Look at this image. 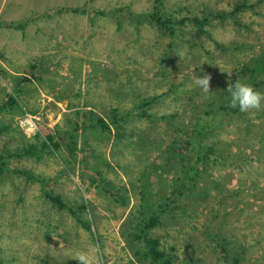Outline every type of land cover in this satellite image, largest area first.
Masks as SVG:
<instances>
[{
	"label": "rangeland",
	"instance_id": "rangeland-1",
	"mask_svg": "<svg viewBox=\"0 0 264 264\" xmlns=\"http://www.w3.org/2000/svg\"><path fill=\"white\" fill-rule=\"evenodd\" d=\"M155 7L0 0V264H154L145 238L161 264H264V102L224 91L264 59V0H161L172 31L138 18Z\"/></svg>",
	"mask_w": 264,
	"mask_h": 264
},
{
	"label": "trees",
	"instance_id": "trees-1",
	"mask_svg": "<svg viewBox=\"0 0 264 264\" xmlns=\"http://www.w3.org/2000/svg\"><path fill=\"white\" fill-rule=\"evenodd\" d=\"M160 2H161V0H156V7L150 12L138 15V18L150 20L151 22L155 23V25H157V26H159L161 28H164V29H168L170 31L173 30V27H174L173 25H175L176 23H180V24L184 23V20H176V19H173L171 17H166L165 15L161 14L160 7H159L160 6ZM241 9H242V6H240V3L237 4V6L234 7V11L233 12L236 11L234 14H238ZM68 10L79 11V10H82V9H80V8H71V9H69L68 8ZM207 22H209V21L206 19V17L202 18V19L197 17V18L194 19L195 27L198 30V32H197L198 36H201V34L205 33V27L204 26L207 24ZM1 25H4V24H1ZM12 25H14L15 27H18V28H22V26H23L22 23H18V24L17 23H13ZM262 58L257 60L256 64L253 66V68L250 69V73L248 74L247 83L253 84L254 83V79L253 78L257 77L256 75H258L259 73L264 72V59H262ZM256 84H257L256 86L261 87V86H259L258 82H256ZM11 99H12L13 102H15L14 98L11 97ZM144 103L145 104H150V101L147 100ZM219 110L220 109H216L214 112L216 113ZM117 118H118V116L114 113V118L113 117L111 118L112 122H113V119L116 120ZM116 122L114 124H117ZM80 123H77L76 127H80L81 126ZM95 124L99 125L100 128H103L104 130H108L109 133L112 131V129H111V120L107 121L104 118L99 117L95 121ZM55 138L56 137L53 134H48V136H47V139L51 143V145L54 146V147H58L59 143H57L58 141ZM69 138H70V141L68 142L69 143V149H70V151H73L74 154H76L78 152V150L75 147L76 134H74V133L70 134ZM42 144H43L44 147H47L49 145V144H47L46 141H42ZM196 149L198 150V154H199L200 151H204L205 150V147L203 145L201 146V145L198 144L196 146ZM37 150H39V147H38V145L36 143L32 144V145H29L28 147H23V148H21V153H22L21 156L38 155L37 154ZM1 158L5 159V157H1ZM201 160H203V159H201ZM3 167H4V163L0 162V169L2 170ZM48 197L54 203H58V205L60 207H64L62 204L61 205L59 204V201H58L57 197H54V196H52L50 194L48 195ZM160 216H161L160 213L157 214V215L151 216L149 218V221L146 220L145 226L147 228L153 227L155 224H157ZM78 220H80V218H78ZM144 240L143 241L145 242V247H146L145 251H144V255L149 256L152 259V262L154 264H161V259L163 258V254L164 253L161 252V250L159 248V241L157 239L156 240H154V239L148 240L146 238ZM147 243L149 244V249L147 247Z\"/></svg>",
	"mask_w": 264,
	"mask_h": 264
},
{
	"label": "clouds",
	"instance_id": "clouds-1",
	"mask_svg": "<svg viewBox=\"0 0 264 264\" xmlns=\"http://www.w3.org/2000/svg\"><path fill=\"white\" fill-rule=\"evenodd\" d=\"M193 85L201 89L209 87V77L207 75H196L193 80ZM227 101L230 107L238 108L240 112H246L250 109H260L261 103L264 102V93L255 90L252 85L242 80H235L228 83L226 89ZM78 264H89L88 258L80 253L75 257Z\"/></svg>",
	"mask_w": 264,
	"mask_h": 264
}]
</instances>
